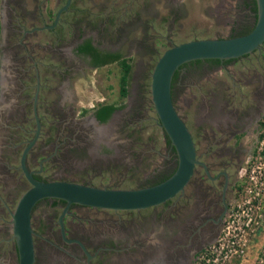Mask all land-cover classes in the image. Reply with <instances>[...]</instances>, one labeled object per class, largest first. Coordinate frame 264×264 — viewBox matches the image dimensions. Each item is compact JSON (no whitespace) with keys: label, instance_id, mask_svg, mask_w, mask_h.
Listing matches in <instances>:
<instances>
[{"label":"flooded vegetation","instance_id":"obj_1","mask_svg":"<svg viewBox=\"0 0 264 264\" xmlns=\"http://www.w3.org/2000/svg\"><path fill=\"white\" fill-rule=\"evenodd\" d=\"M246 1L247 15L235 18L230 35L243 33L253 25L255 11L250 8L251 0ZM16 4L21 5L18 0H0L2 234L6 230L11 232L10 222H5L3 214L13 202L16 189L29 186L19 167V157L26 146L24 162L36 179L75 181L99 187L118 186L93 184L87 175L84 178L73 176L74 173H85V169L77 164L80 160L76 156H83L87 151V154L102 157L100 151L105 147L117 151L118 142H114V138L118 124L113 132L100 136L92 129L96 124L103 127L101 124L119 110L116 107L105 120H99L94 115L95 109L103 103L115 102L98 100L92 104L88 115L76 116L83 106L78 104L69 72L65 82L55 85L56 97L48 102L40 100L42 111L39 114L32 107L33 123H27L29 117L25 108L28 100H24L26 96L20 93L25 86L19 80L26 75L22 54L17 53L21 42L18 40V44L7 46L11 35L16 32L12 30L19 28L21 31L19 18L22 15L15 13ZM53 23L48 27L52 28ZM27 31L23 30V33ZM85 38L88 37H81L74 43L75 53L83 56L90 67L106 64H93L90 55L76 50V45ZM89 41L98 50L114 51L96 46L90 38ZM252 50L257 52L252 53ZM252 50L217 60L191 59L174 69L170 82L173 105L181 86H193V93L185 103H192L193 127L188 126L178 113L190 133L197 160L182 190L164 201L137 209H111L67 203L60 197H41L34 202L29 213L33 264H191L197 249L217 233L232 200L228 190L234 197L235 188L233 191L232 186L256 151L264 118V52L261 44ZM67 52L69 56L70 49ZM26 54L29 55L28 50L23 55ZM37 89L30 100L32 105L38 103ZM54 104L57 108L48 111L47 108ZM164 136V160L160 168L152 171L151 178L141 184H152L175 168L176 153L165 132ZM14 161L15 165L12 164ZM43 161L50 164L45 165ZM261 239L264 240V233ZM0 246V264H16L14 240L1 237ZM248 257L247 253L243 256Z\"/></svg>","mask_w":264,"mask_h":264},{"label":"rangeland","instance_id":"obj_2","mask_svg":"<svg viewBox=\"0 0 264 264\" xmlns=\"http://www.w3.org/2000/svg\"><path fill=\"white\" fill-rule=\"evenodd\" d=\"M18 1L21 5H15V13L23 17L19 18L21 31L19 28L12 30L16 32L11 35L7 46L18 44V40L23 45L18 46L17 53L22 54V67L26 68V75L19 80L25 86L20 93L26 96L24 100H28L25 108L29 117L27 123H33L32 107L39 114L42 111L40 100L48 102L56 97L55 85L65 82L69 72L78 104L83 106L76 116L88 115L92 104L98 100L115 102L119 110L113 113L111 119L101 124L103 127L97 124L92 127L100 128L99 134L104 135L113 132L115 124H118L114 138V142H118L117 151L105 147L100 151L102 157L87 154V151L83 156H76L80 160L77 164L85 169V173H74L73 176L84 178L87 175L93 184H117L122 188L149 185L141 183L151 178L153 170L160 168L166 154L164 131L149 93V74L158 55L171 44L190 38L230 36L235 18L247 15L248 3L246 0H69L53 23L57 10L65 0ZM52 23L53 27L49 28ZM23 30L28 31L23 33ZM81 37H88L96 46L118 51L127 58L130 71L124 96L118 94V63L112 61L97 67L88 66L85 58L73 49L74 43ZM261 45L264 52V40ZM69 49L70 55L67 56ZM25 50L29 55H23ZM15 84L20 83L15 81ZM36 87L38 103L32 105L30 100ZM191 93L192 85L181 86L174 96V105L187 125L193 127L192 103L185 105ZM55 105H49L48 111H54L57 108ZM55 132L53 130V134ZM43 163L50 164L48 161ZM12 164L15 165V161ZM242 178L244 175L232 186L233 191L235 188L234 197L228 190L232 198L229 206L242 198L239 187ZM26 187L16 189L13 202L3 214L5 222H10V212ZM257 230L247 248L246 253L250 257L245 259V264H264V240L261 239L264 218ZM4 233L0 232V238L14 240L12 232L6 230Z\"/></svg>","mask_w":264,"mask_h":264},{"label":"water","instance_id":"obj_3","mask_svg":"<svg viewBox=\"0 0 264 264\" xmlns=\"http://www.w3.org/2000/svg\"><path fill=\"white\" fill-rule=\"evenodd\" d=\"M255 1V18L251 28L230 36L194 37L164 48L150 71L149 93L159 125L176 153L174 170L155 183L132 187H99L67 180H39L27 169L24 156L19 167L29 186L19 195L11 214V232L15 241L16 264H33L32 229L29 213L41 197H60L69 202L111 209H137L159 203L182 190L197 162L190 133L176 111L171 96V76L179 64L196 58H226L258 47L264 40V0ZM69 0L57 10L65 8ZM108 121V120H107Z\"/></svg>","mask_w":264,"mask_h":264},{"label":"built area","instance_id":"obj_4","mask_svg":"<svg viewBox=\"0 0 264 264\" xmlns=\"http://www.w3.org/2000/svg\"><path fill=\"white\" fill-rule=\"evenodd\" d=\"M252 158L241 174L244 175L239 183L242 198L227 208L218 232L197 249L191 264H238L246 253L264 218V118Z\"/></svg>","mask_w":264,"mask_h":264},{"label":"trees","instance_id":"obj_5","mask_svg":"<svg viewBox=\"0 0 264 264\" xmlns=\"http://www.w3.org/2000/svg\"><path fill=\"white\" fill-rule=\"evenodd\" d=\"M250 8L255 11L254 0H251ZM76 50L90 55L91 62L93 64L116 61L120 67V73L118 76V94L120 96L125 95L127 89V79L130 71V63L127 61L126 57H123L118 51H102L96 49L93 45H91L89 38H85L81 43L77 44ZM210 59L217 60V58ZM116 107H118V105L115 103H103L95 109L94 115L99 120H105L111 111ZM166 176L167 175H162L158 179L154 180V183L164 179Z\"/></svg>","mask_w":264,"mask_h":264},{"label":"bare ground","instance_id":"obj_6","mask_svg":"<svg viewBox=\"0 0 264 264\" xmlns=\"http://www.w3.org/2000/svg\"><path fill=\"white\" fill-rule=\"evenodd\" d=\"M104 126H106V125H104ZM92 129H93V131H94L97 135H99V132L101 133L100 128L92 127ZM93 135H94V134H93Z\"/></svg>","mask_w":264,"mask_h":264},{"label":"crops","instance_id":"obj_7","mask_svg":"<svg viewBox=\"0 0 264 264\" xmlns=\"http://www.w3.org/2000/svg\"><path fill=\"white\" fill-rule=\"evenodd\" d=\"M251 241V240H250ZM245 258H242L241 261L238 264H245ZM248 264V263H247Z\"/></svg>","mask_w":264,"mask_h":264}]
</instances>
